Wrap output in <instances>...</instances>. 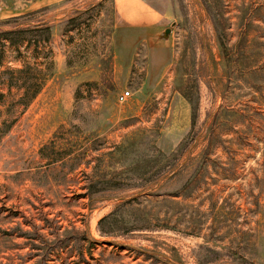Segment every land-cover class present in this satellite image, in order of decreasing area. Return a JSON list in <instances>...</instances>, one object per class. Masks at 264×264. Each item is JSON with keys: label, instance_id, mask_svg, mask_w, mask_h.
Here are the masks:
<instances>
[{"label": "rangeland", "instance_id": "374dc122", "mask_svg": "<svg viewBox=\"0 0 264 264\" xmlns=\"http://www.w3.org/2000/svg\"><path fill=\"white\" fill-rule=\"evenodd\" d=\"M146 1L0 0V264H264V0Z\"/></svg>", "mask_w": 264, "mask_h": 264}, {"label": "trees", "instance_id": "16d2710c", "mask_svg": "<svg viewBox=\"0 0 264 264\" xmlns=\"http://www.w3.org/2000/svg\"><path fill=\"white\" fill-rule=\"evenodd\" d=\"M17 18H11L4 22H9L16 20ZM72 19H70L71 21ZM0 36L3 37L4 41H9L10 44L18 46L21 43H26L25 47L29 48L34 45V51L38 52L40 44L42 42H47L52 37L51 26L48 25H35L31 28H16L11 30H2ZM35 70L32 76L30 74L31 70ZM46 68H38L31 66L29 64L24 65L22 68L16 70H6L5 72H10L11 74H18L17 78L9 79V86H16L23 90V95L20 98L23 104L27 105L42 89L46 78ZM41 75V77H38ZM197 118L196 112L193 113V123H195ZM108 216L100 219L99 224L101 225Z\"/></svg>", "mask_w": 264, "mask_h": 264}, {"label": "crops", "instance_id": "0c3cea01", "mask_svg": "<svg viewBox=\"0 0 264 264\" xmlns=\"http://www.w3.org/2000/svg\"><path fill=\"white\" fill-rule=\"evenodd\" d=\"M120 19L137 28L161 27L166 23L167 15L149 5L146 0H115Z\"/></svg>", "mask_w": 264, "mask_h": 264}, {"label": "built area", "instance_id": "2783aa9c", "mask_svg": "<svg viewBox=\"0 0 264 264\" xmlns=\"http://www.w3.org/2000/svg\"><path fill=\"white\" fill-rule=\"evenodd\" d=\"M130 93H131L130 91H126L124 93L119 94L118 100L119 101H125L128 98V96L130 95Z\"/></svg>", "mask_w": 264, "mask_h": 264}]
</instances>
